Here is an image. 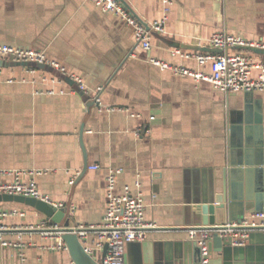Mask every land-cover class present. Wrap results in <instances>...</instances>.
Returning <instances> with one entry per match:
<instances>
[{
  "label": "crops",
  "instance_id": "1",
  "mask_svg": "<svg viewBox=\"0 0 264 264\" xmlns=\"http://www.w3.org/2000/svg\"><path fill=\"white\" fill-rule=\"evenodd\" d=\"M124 4L149 30L150 50L123 19L91 0H0V42L42 49L85 83L83 95L73 93L74 81L65 80L69 74L0 56V169L42 171L24 179L35 180L54 203H63L61 208L70 200L71 226H97L106 211L108 169L120 167L116 192L125 184L136 190L139 179L145 217L155 223L144 241L127 244L124 264H201L188 229L204 225L202 217L208 219L223 205L217 199L225 197L231 119L245 106L260 104L254 101H264V91H224L209 81L161 69L149 58L210 72L209 64L171 50L182 43L210 46L217 30L264 39V0ZM164 16V31H156L153 23ZM256 53L264 61V54ZM259 74L254 70L252 77ZM62 87L64 93L50 92ZM151 115L156 118L149 120ZM82 125L89 164L83 175ZM96 163L99 168L92 167ZM3 179L11 176L0 175ZM0 204L13 210L4 218V238L25 244L0 243V264H69V250L49 248L55 239L43 232L53 225L39 208L17 201ZM252 211L246 210L245 217ZM212 217L220 221L224 216L219 211ZM257 232L251 242L248 237L243 255L223 259L214 250L206 264H264V237ZM93 237L96 230L91 229ZM95 252L102 260V250Z\"/></svg>",
  "mask_w": 264,
  "mask_h": 264
},
{
  "label": "built area",
  "instance_id": "2",
  "mask_svg": "<svg viewBox=\"0 0 264 264\" xmlns=\"http://www.w3.org/2000/svg\"><path fill=\"white\" fill-rule=\"evenodd\" d=\"M103 12H112L123 19L133 28L137 41L144 49L150 50L151 34L146 26L139 21L134 14L120 0H91ZM167 2V0H165ZM166 16V15H165ZM165 16L160 21L153 23L156 31H164ZM210 46L221 49V52L190 51L182 48H173L171 53L182 58H194L201 65L209 64L210 72L197 71L184 65H177L166 60L150 57V62L161 69H170L181 75H191L195 80H206L211 82L216 88L224 91L235 90H263L264 91V61L256 57L254 50H264V39L247 38L237 33L226 30H217L210 38ZM239 48H246L251 52H244ZM257 54V53H256ZM0 56L12 59L22 64H45L55 67L58 72L69 74L66 67L58 60L49 58L44 50L35 48H21L0 42ZM259 70L257 77H252V72ZM46 79V77H43ZM74 83L82 91L85 90V83L81 76L69 74ZM52 80L57 78L52 77ZM71 92H78L76 87L69 89ZM65 88L51 89V93H64ZM96 102H100L99 96L95 97ZM131 115H139L138 112L130 111ZM151 115L149 120L155 119ZM93 168H99V164H93ZM123 171L122 168H110L107 175V200L104 220L97 226H73L79 228L78 237L85 249L89 253L96 250H103L107 244V252L102 257L103 264H124L126 257V246L132 242H142L147 237L149 228L155 223L145 217V199L141 187V181H135L136 190L130 184H125L123 191L117 193V175ZM42 173L33 170H3L0 175H10L11 179L0 180V194L10 193L23 196H32L38 199L53 203L57 207H62L63 203H54L51 197L40 191L35 180H25V175ZM13 213V210L6 209L0 204V243L5 247L23 248L25 244L17 240L4 238V218ZM23 214V212H21ZM57 227V225L52 226ZM264 228V209L252 211L249 216L239 221H227L224 224L214 226H193L188 229L190 238L196 240L200 247L202 262H208L209 242L213 235L217 233L221 237L230 238L234 245H245L251 231ZM96 230V237L89 238V230ZM43 232L45 236H53L54 243L49 245L52 250H68L66 242L59 231L50 230ZM22 253V252H21ZM23 254V253H22ZM69 264H76L73 259Z\"/></svg>",
  "mask_w": 264,
  "mask_h": 264
},
{
  "label": "water",
  "instance_id": "3",
  "mask_svg": "<svg viewBox=\"0 0 264 264\" xmlns=\"http://www.w3.org/2000/svg\"><path fill=\"white\" fill-rule=\"evenodd\" d=\"M120 1L124 3V0ZM180 47L193 48L205 52H221L220 48L209 45L199 46L182 43ZM251 50H254V52L259 54H264V50L261 49ZM24 65L29 66V64ZM35 66L43 69L46 68V65L41 63L35 64ZM65 80L73 84V81L69 79V77L65 76ZM74 87H76L77 91L83 95L84 91L79 89L75 84ZM250 93L252 94L253 92ZM248 100H251V98ZM254 102H260V104L255 107L254 104L253 106H245L242 111H237L234 120L231 119V137L229 142L231 149L227 165L225 166V183L223 184L224 187L222 191L225 197L217 199V202L223 203V205L214 210V215L208 214V219H203L202 217L199 222L204 223L203 226L212 227L215 224L221 225L227 221L240 222L245 217L246 210L260 211L264 209V101L258 100ZM83 131L84 125H82L80 131V142L85 160L81 175H83L89 166L86 149L82 140ZM2 201H17L39 208L53 226L57 225V227H51L50 230L59 231L61 233L63 240L68 246L70 256L76 264H103L98 258L96 252L89 253L86 251L78 237L77 232H79L80 229L74 228L70 225L68 218L71 208L70 200L67 203L66 209L59 208L53 203L32 196L29 197L10 193L0 194V203ZM219 211L220 213L222 211L224 216L220 221L218 217H212L215 216V214L218 215ZM197 213H199V210H197ZM255 231H260L257 233H261L262 238L264 237V228L257 229L251 231L249 242L252 241L251 238ZM261 239L259 238V240ZM193 244L200 249L196 240H194ZM107 248L108 246L106 244L102 250L103 256L106 254ZM248 248V245H234L231 243L230 238L221 237L215 233L209 242L208 257L210 259L212 258L214 250L219 251V253L222 254L223 259L233 254L243 255L244 252L248 251ZM200 262L202 264V257Z\"/></svg>",
  "mask_w": 264,
  "mask_h": 264
}]
</instances>
